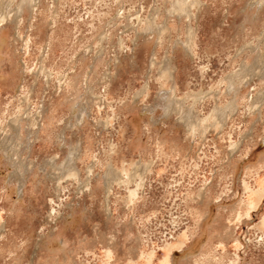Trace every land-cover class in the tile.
Wrapping results in <instances>:
<instances>
[{
    "label": "rangeland",
    "instance_id": "374dc122",
    "mask_svg": "<svg viewBox=\"0 0 264 264\" xmlns=\"http://www.w3.org/2000/svg\"><path fill=\"white\" fill-rule=\"evenodd\" d=\"M15 12L0 264H264V0Z\"/></svg>",
    "mask_w": 264,
    "mask_h": 264
},
{
    "label": "bare ground",
    "instance_id": "6f19581e",
    "mask_svg": "<svg viewBox=\"0 0 264 264\" xmlns=\"http://www.w3.org/2000/svg\"><path fill=\"white\" fill-rule=\"evenodd\" d=\"M17 16H18V12H15L14 14H13V16H12V18L10 17H7L6 18V15H4L3 13L0 15V46H2V44H3V42H1V41H4V36H3V34H4V28H5V22H8V21H16V18H17ZM2 152V151H1ZM6 156V155H5ZM4 156V157H5ZM8 156V155H7ZM8 158V157H7ZM168 256V255H167ZM172 256V255H171ZM175 257V256H174ZM173 256L171 257L172 259L171 260H169L170 262L172 261H174L175 260V258H174ZM166 258V257H165ZM167 258H169V256L167 257ZM168 260V259H167ZM165 262H168V261H166L165 260ZM164 262V263H165ZM163 263V264H164ZM169 263V262H168Z\"/></svg>",
    "mask_w": 264,
    "mask_h": 264
}]
</instances>
